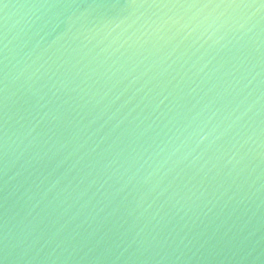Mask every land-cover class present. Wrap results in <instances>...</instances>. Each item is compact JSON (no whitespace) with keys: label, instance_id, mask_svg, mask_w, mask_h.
Returning a JSON list of instances; mask_svg holds the SVG:
<instances>
[{"label":"water","instance_id":"obj_1","mask_svg":"<svg viewBox=\"0 0 264 264\" xmlns=\"http://www.w3.org/2000/svg\"><path fill=\"white\" fill-rule=\"evenodd\" d=\"M0 264H264V0H0Z\"/></svg>","mask_w":264,"mask_h":264}]
</instances>
